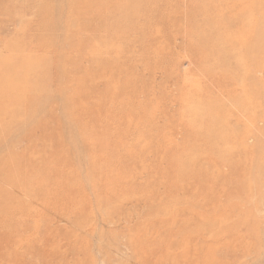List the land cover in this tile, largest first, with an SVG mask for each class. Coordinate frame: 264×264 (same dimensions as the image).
Segmentation results:
<instances>
[{
    "label": "rangeland",
    "instance_id": "1",
    "mask_svg": "<svg viewBox=\"0 0 264 264\" xmlns=\"http://www.w3.org/2000/svg\"><path fill=\"white\" fill-rule=\"evenodd\" d=\"M0 264H264V0H0Z\"/></svg>",
    "mask_w": 264,
    "mask_h": 264
},
{
    "label": "bare ground",
    "instance_id": "2",
    "mask_svg": "<svg viewBox=\"0 0 264 264\" xmlns=\"http://www.w3.org/2000/svg\"><path fill=\"white\" fill-rule=\"evenodd\" d=\"M263 94V93H262Z\"/></svg>",
    "mask_w": 264,
    "mask_h": 264
}]
</instances>
